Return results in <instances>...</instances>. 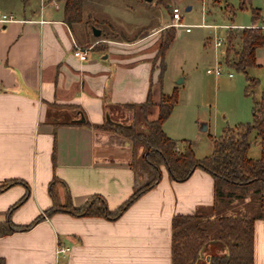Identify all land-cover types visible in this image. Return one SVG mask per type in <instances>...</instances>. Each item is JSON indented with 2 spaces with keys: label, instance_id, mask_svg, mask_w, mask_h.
Returning <instances> with one entry per match:
<instances>
[{
  "label": "crops",
  "instance_id": "1",
  "mask_svg": "<svg viewBox=\"0 0 264 264\" xmlns=\"http://www.w3.org/2000/svg\"><path fill=\"white\" fill-rule=\"evenodd\" d=\"M60 1L31 15L10 11L19 14L0 20V181L17 177L29 188L10 212L19 224L30 222L53 201L64 203L67 195L75 206L93 193L101 194L110 209L121 204L137 181L130 144L114 131L82 123L80 117L96 124L117 122L127 112L122 103L143 101L149 91L157 102L165 92L162 83L156 85L152 53L138 47L163 28L164 20L141 37H112L97 23L101 36L80 59L73 54L74 44H84L88 30L77 21L85 39L75 34L74 24L63 20ZM83 5L82 0V10ZM187 5L189 9L191 3ZM261 49L264 44L256 49V64L249 69L263 67L264 94ZM178 107L175 103L162 128L171 137L192 138L185 135L186 126L171 121ZM24 183L0 190V219L25 192ZM213 201L214 181L208 171L195 167L186 179L175 180L161 166L159 181L118 216L58 209L27 229L0 235V254L5 264H171L172 217L211 214ZM59 245L67 247L61 255ZM253 264H264L263 218L254 220Z\"/></svg>",
  "mask_w": 264,
  "mask_h": 264
},
{
  "label": "trees",
  "instance_id": "2",
  "mask_svg": "<svg viewBox=\"0 0 264 264\" xmlns=\"http://www.w3.org/2000/svg\"><path fill=\"white\" fill-rule=\"evenodd\" d=\"M246 0H239L240 7ZM63 20L69 25L82 19V0H63ZM230 14L233 7L225 2ZM251 25H229L225 30L224 51L221 60L230 67L247 72V68L256 64V49L264 44V32L256 21L261 18L259 7H251ZM91 23L90 25H92ZM165 27L161 29L162 30ZM175 36V27L170 25L165 34H161L154 59L158 60L157 80L162 78L165 68L164 54ZM249 84L255 85L257 78L246 73ZM177 101V86L171 92H163L157 102L151 98L150 91L143 101L124 102L121 105L131 110L144 112V116L156 106L154 117L148 119L146 130L137 129L134 123H121L106 120L102 123H91L84 119L82 123L108 129L132 140L130 165L137 181L130 194L116 208L110 209L104 197L93 193L78 206L67 200L60 204L53 201L51 206L37 214L30 222L19 224L10 218L11 210L21 203L28 194L29 188L22 179L13 177L0 181V190L22 182L25 192L4 212L0 219V235L16 230L27 229L55 210H65L77 215L118 216L128 204L147 189L154 186L161 178V166L168 176L175 180L186 179L195 167L208 171L214 181V201L212 209L235 199L249 197L248 202L254 208L252 213L235 212L204 216L201 213L175 214L171 220V264H193L203 244L211 248L207 264H253V225L256 218L264 219V94L254 100L252 119L227 127L214 138L212 150L197 156L191 146L190 139L179 143L162 128L163 121L169 116ZM255 130L259 138L260 156L247 155L249 146L248 133ZM140 143L137 153L134 144ZM251 196V198H250ZM222 249L221 250H216ZM0 264L5 258L0 254Z\"/></svg>",
  "mask_w": 264,
  "mask_h": 264
},
{
  "label": "rangeland",
  "instance_id": "3",
  "mask_svg": "<svg viewBox=\"0 0 264 264\" xmlns=\"http://www.w3.org/2000/svg\"><path fill=\"white\" fill-rule=\"evenodd\" d=\"M56 2L55 0H0V10L11 14L12 17L19 14L18 12L9 13L14 10L24 11L31 15L32 12H38L41 9H53ZM225 2L232 5V14L226 9ZM59 3L62 4L63 0ZM188 3H191L189 9L186 8ZM83 4L80 21L84 23L89 36L87 41L84 40V44H80L83 47H90L92 41L101 36V34L94 36L91 33V23L99 24L112 37H119L120 34L126 37H141L149 33L152 25H157L159 21L164 20L165 31L163 29L161 33L160 30L138 43V47L147 48L145 53H152L151 60L157 67L158 60H155L154 56L159 39L171 25V6H179L182 13L181 21L184 25L174 26L176 27L175 36L165 51V68L162 78L157 81L156 85L162 83V90L165 92H171L172 86H177L176 104L178 103L179 107L171 121L175 126H186L187 134L185 135H190L193 139L188 136L173 138L179 143L190 139L197 156L209 153L213 148L214 138L218 137L224 129L252 119L253 102L260 99L263 94L261 91L263 67L258 68L257 71L248 67L247 72L230 67L221 60V49L224 48L226 28L229 25H251V7H259L264 12V0H246L244 7H240L239 0H83ZM59 10H61L60 7ZM257 22L258 25L263 23L261 18ZM185 24L189 25L188 30L185 29ZM70 26H73L75 34H82L85 39L81 24L73 22ZM262 29L264 32V27ZM216 35L222 38L220 46L213 45V37ZM98 44L96 42L95 46ZM262 52L264 49H261L259 53L261 59L264 60ZM218 64L221 67L220 74L206 71L207 67ZM228 71H231L232 75L229 76ZM246 73L257 78L255 85L249 84ZM182 76L186 77L185 80L175 81ZM126 110L127 112L124 111L122 117H118L117 122H133L137 129L146 130L148 119L155 116L157 107L152 106L151 112L145 116L140 110H136L135 113ZM193 116L195 117L194 127L193 122L191 123ZM194 133H196L195 136ZM117 134L122 137V140L129 142L132 150V140L121 133ZM248 140L247 155L259 157L261 149L254 129L248 133ZM141 147L142 145L138 142L134 144L137 153ZM248 198L235 199L229 203L224 202L219 205L218 209H213L211 214L204 216L241 211L252 213L254 208L251 207ZM210 248L209 244H203L193 264H207ZM216 250L222 251L221 248H216Z\"/></svg>",
  "mask_w": 264,
  "mask_h": 264
},
{
  "label": "built area",
  "instance_id": "4",
  "mask_svg": "<svg viewBox=\"0 0 264 264\" xmlns=\"http://www.w3.org/2000/svg\"><path fill=\"white\" fill-rule=\"evenodd\" d=\"M12 18L11 14H6L4 12H0V20L1 21H7ZM182 18V13L178 5H172L171 6V21L170 24L173 26H178V25H184V23L181 21ZM264 26V21L262 23ZM227 26V25H226ZM185 29H189V25L185 24ZM222 44V38L218 35L213 37V45L214 46H220ZM89 47H83L77 43L74 44L73 48V54L79 57L80 59H84L87 55V50ZM207 72H213L214 74H220L221 73V67L220 64L212 66V67H207L206 68ZM229 76L232 75L231 71H228L227 73ZM67 249L66 246L59 245L56 248L57 253H62Z\"/></svg>",
  "mask_w": 264,
  "mask_h": 264
},
{
  "label": "water",
  "instance_id": "5",
  "mask_svg": "<svg viewBox=\"0 0 264 264\" xmlns=\"http://www.w3.org/2000/svg\"><path fill=\"white\" fill-rule=\"evenodd\" d=\"M147 1H149V0H147ZM188 7H189V5L186 6V8H188ZM91 32H92L94 35H99V34H100V28H99L98 26L92 24V25H91ZM179 80H181V78H180ZM177 81H178V80H177ZM80 120H84V117L81 116V117H80Z\"/></svg>",
  "mask_w": 264,
  "mask_h": 264
}]
</instances>
